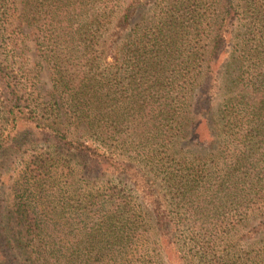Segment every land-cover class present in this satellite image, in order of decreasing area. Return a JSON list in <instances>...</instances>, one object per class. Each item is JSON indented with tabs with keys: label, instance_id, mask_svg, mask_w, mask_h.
Instances as JSON below:
<instances>
[{
	"label": "trees",
	"instance_id": "trees-1",
	"mask_svg": "<svg viewBox=\"0 0 264 264\" xmlns=\"http://www.w3.org/2000/svg\"><path fill=\"white\" fill-rule=\"evenodd\" d=\"M121 1L0 0V264H264V0Z\"/></svg>",
	"mask_w": 264,
	"mask_h": 264
},
{
	"label": "rangeland",
	"instance_id": "rangeland-1",
	"mask_svg": "<svg viewBox=\"0 0 264 264\" xmlns=\"http://www.w3.org/2000/svg\"><path fill=\"white\" fill-rule=\"evenodd\" d=\"M126 1V0H125ZM124 0H122L119 3L118 9L122 8L124 5ZM118 13V12H116ZM24 42L21 45L23 56L22 61L20 62V66L24 73L26 74V77H33L32 80L35 84V89L37 91V96L39 98L46 99L48 92L50 90V82L48 79V74L45 69V66L43 62H41L37 56L36 53L33 51V44L32 41H30V37L23 38ZM20 58V59H21ZM19 59V60H20ZM36 94V93H35ZM251 222H247L245 226H243L244 229L248 228L250 226Z\"/></svg>",
	"mask_w": 264,
	"mask_h": 264
}]
</instances>
